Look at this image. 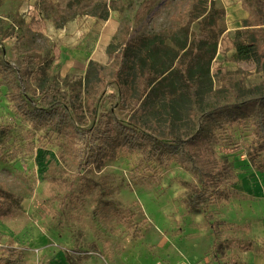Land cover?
<instances>
[{
    "label": "rangeland",
    "instance_id": "1",
    "mask_svg": "<svg viewBox=\"0 0 264 264\" xmlns=\"http://www.w3.org/2000/svg\"><path fill=\"white\" fill-rule=\"evenodd\" d=\"M142 1L0 0V264L263 254L250 225L264 218V71L214 59L218 93L163 133L142 129L116 75L126 41L204 12L190 42L217 37L218 51L225 15L219 0H164L140 18ZM243 1L261 47L264 0Z\"/></svg>",
    "mask_w": 264,
    "mask_h": 264
},
{
    "label": "trees",
    "instance_id": "2",
    "mask_svg": "<svg viewBox=\"0 0 264 264\" xmlns=\"http://www.w3.org/2000/svg\"><path fill=\"white\" fill-rule=\"evenodd\" d=\"M164 2L143 0L137 16L147 15ZM83 8L93 15L102 10L98 3ZM105 9L107 14L109 9L107 6ZM203 14L193 18L184 14L185 21L171 27L168 37L156 33L126 41L116 75L122 89L121 99L126 105L133 104L142 129L163 133L167 124L173 126L186 122L195 105L202 107L203 101L219 92L213 86L211 72L217 53V37L201 39L198 45L192 44L189 38L190 23ZM251 17L243 20V29L232 41L236 48L234 58L236 61L254 60L258 63L257 70L264 71V45L259 46L255 24L248 23ZM168 39L173 45L165 44ZM114 47V43L108 47L110 57L115 54ZM261 90L264 93V80ZM107 126L111 127V122ZM115 126L129 135L131 128L118 122ZM107 133H110V128ZM132 137L140 140L135 134Z\"/></svg>",
    "mask_w": 264,
    "mask_h": 264
},
{
    "label": "crops",
    "instance_id": "3",
    "mask_svg": "<svg viewBox=\"0 0 264 264\" xmlns=\"http://www.w3.org/2000/svg\"><path fill=\"white\" fill-rule=\"evenodd\" d=\"M219 3L225 14L223 22L220 24V27H222L224 31L219 39L220 45L215 55L214 64L221 65L223 62V65L227 67L230 65L241 66L243 62H237L234 58L236 48L234 47L232 40L236 37L237 32L243 29V20L248 18L250 13L246 10L243 0H219ZM250 231L256 239H263L264 218L252 222L250 225ZM246 260L247 264H264V252L262 255H249V258Z\"/></svg>",
    "mask_w": 264,
    "mask_h": 264
}]
</instances>
